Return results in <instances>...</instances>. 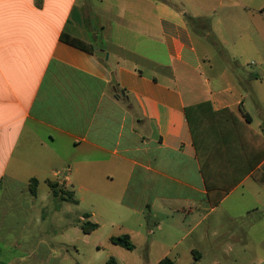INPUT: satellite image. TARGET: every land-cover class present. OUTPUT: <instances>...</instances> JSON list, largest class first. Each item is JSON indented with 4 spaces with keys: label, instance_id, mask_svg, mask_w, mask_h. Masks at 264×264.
<instances>
[{
    "label": "crops",
    "instance_id": "obj_1",
    "mask_svg": "<svg viewBox=\"0 0 264 264\" xmlns=\"http://www.w3.org/2000/svg\"><path fill=\"white\" fill-rule=\"evenodd\" d=\"M96 1L104 4L0 0V264H62L65 259L41 234L33 246H25L23 236L40 184L57 181L65 189L71 182L70 174L62 180L38 176L46 173L49 159L61 164L55 175L64 167L76 173L97 164L107 171L127 166L115 203L133 214L150 212L157 229V215L168 214L175 220L169 228L183 237L200 225L204 212L217 210L239 190L252 197L251 207L264 206V181L251 176L257 171L264 177V0L149 1L155 27L146 35L167 62L150 60L146 66L154 75L125 63L134 53L122 14L105 5L97 8ZM192 19L202 33L200 45L212 34L221 45H249L250 65L257 71L243 69L242 55L235 58L236 71L227 58L218 57L214 68L215 56L197 48ZM63 37L92 47L93 53ZM94 48L105 56L98 58ZM194 80L203 85L196 87ZM183 81L191 85L188 98L179 87ZM224 109L236 115L249 156L245 161L237 141L230 149L218 135L202 158L207 173L227 189L223 180L256 166L217 202L206 190L191 124L197 131L200 119L210 120ZM31 179L37 180L35 196Z\"/></svg>",
    "mask_w": 264,
    "mask_h": 264
},
{
    "label": "rangeland",
    "instance_id": "obj_2",
    "mask_svg": "<svg viewBox=\"0 0 264 264\" xmlns=\"http://www.w3.org/2000/svg\"><path fill=\"white\" fill-rule=\"evenodd\" d=\"M149 1L104 0V4L96 1L93 5L97 8L105 5L122 14L123 24L128 28L126 38L130 51L134 53L128 55L130 57L125 63L131 67H141L145 74L154 75L146 66L151 65L149 61L157 59L164 64L167 62L162 48L151 45L146 35L148 28L155 27ZM206 19L213 21L210 16ZM197 27L194 19L189 20V28L199 52L211 58L215 56L214 68L218 64V57L227 58L230 70L236 71L235 58L242 55L244 58L240 64L243 69L257 71L250 65L254 62V53L249 45H221L213 34L206 45H200V42L203 43L200 39L202 33ZM261 49L264 56V48ZM177 71L183 72L180 68ZM186 82H181L179 87L188 98L191 85ZM196 84V87L203 85ZM49 160L51 163L46 173L38 176L62 180L64 175L70 174L71 182L65 184L64 190L72 192L73 200L77 203L52 197L48 186L41 183L36 201L29 211L33 218L23 236L25 246H33L38 240L35 237L41 234L49 248L65 253L62 264H105L111 257L116 264H157L165 257L175 264H264V206L251 207L254 202L247 190L235 192L217 210L204 212L203 216L206 215L200 225L191 235L183 237L180 230L169 228L175 220L168 214L157 215L161 222L157 229L150 212L133 214L115 203L123 192L127 166L110 167L107 171V166L97 164L76 173H69L64 167L61 173L55 175L56 168H60L61 164L56 163L57 159ZM108 174H112L113 183L107 178ZM85 215H90V219ZM85 222L96 223L98 227L85 234L81 229ZM129 231L133 234L131 241L135 245L134 250L111 244V237L128 235Z\"/></svg>",
    "mask_w": 264,
    "mask_h": 264
},
{
    "label": "trees",
    "instance_id": "obj_3",
    "mask_svg": "<svg viewBox=\"0 0 264 264\" xmlns=\"http://www.w3.org/2000/svg\"><path fill=\"white\" fill-rule=\"evenodd\" d=\"M63 40H65L68 44L71 46L80 48L85 50L88 53H93L92 47H86L85 45H82L81 42L75 40V39H67V37H63ZM212 119L210 120H203L200 119V123H197V131L196 127H194L191 124V131L193 133V136L195 138V144L199 153V163L201 164V173L204 178V183L206 190L209 194V197L211 195H216L217 202L221 200V198L229 192V190L239 184V182L247 175L250 171H252L255 168L254 165H250L249 167L243 169L241 172H236V174L233 176V180L231 181V178L227 180H223L226 182H229L228 188L223 189L221 186L216 185V178L212 175H209L206 171V166L204 164V159L202 162V158H204V153H206L211 147V145L214 143L213 141L216 139L218 135H223L222 139L223 142H226L228 147L231 149L232 142L237 141V145L240 147L242 152V158L246 161L249 156V152L243 149L244 147V133L239 128L237 124V117L236 115L230 110V109H224L222 111L212 113ZM240 124L243 128L246 129V126L240 121ZM239 139V141L237 139ZM246 141V140H245ZM235 144V145H236ZM215 148V146L213 145ZM216 150V148H215ZM205 159L207 161H210V157L206 156ZM207 163V162H206ZM245 164V163H244ZM243 167V166H241ZM230 175V174H229ZM228 175V176H229ZM256 175H258L257 171H253L251 176L253 179H255L257 182L264 181V177L258 178ZM46 184L49 188L50 193L54 198H61L63 200H70L73 203H77V201L73 200V193L69 191H65L61 188L59 183L57 181H51L47 180ZM216 186L221 187V189H215ZM30 193L31 195H36V188H37V180L31 179L30 184ZM86 217V215H85ZM97 228L96 224H92L90 222H85L81 225V229L84 233L91 232ZM110 242L113 245L122 247L126 250H134L135 245L132 243L130 237L128 235H122L118 237H111ZM106 264H116V261L114 258H110ZM157 264H175L170 258H163L160 260Z\"/></svg>",
    "mask_w": 264,
    "mask_h": 264
},
{
    "label": "water",
    "instance_id": "obj_4",
    "mask_svg": "<svg viewBox=\"0 0 264 264\" xmlns=\"http://www.w3.org/2000/svg\"><path fill=\"white\" fill-rule=\"evenodd\" d=\"M94 50L96 51V48H94ZM95 55H96L98 58H103V57L105 56L103 53L98 52V51L95 52Z\"/></svg>",
    "mask_w": 264,
    "mask_h": 264
}]
</instances>
